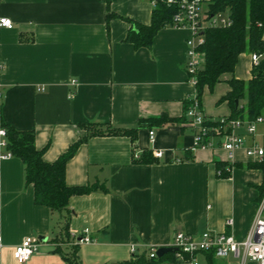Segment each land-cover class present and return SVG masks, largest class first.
<instances>
[{
  "label": "crops",
  "instance_id": "0c3cea01",
  "mask_svg": "<svg viewBox=\"0 0 264 264\" xmlns=\"http://www.w3.org/2000/svg\"><path fill=\"white\" fill-rule=\"evenodd\" d=\"M153 3L110 0L109 11L148 25ZM107 12L103 0H0V18L12 22L10 29L0 27V127L33 131L42 159L53 163L86 135L80 125L130 129L142 119L177 121L140 128L134 143L126 136L92 137L77 148L66 163V185L92 191L69 200L68 243L54 242L66 213L34 203L20 159L1 161L0 264H18L13 251L24 239L40 242L24 264H66L73 247L79 264H116L151 247H171L176 232L226 233L241 241L262 200L263 172L244 150H236L231 161L220 150H192L184 116V103L195 94L185 68L191 31L163 28L150 49L134 48L124 41L128 22L111 18L107 30ZM241 59L249 64L245 76ZM250 62L241 54L232 74H223L212 91L204 89L206 118L231 114L218 101L229 92L227 81L249 79ZM238 133L248 145L251 138ZM143 151L157 162H132ZM219 162L222 170L230 168L227 177L217 175ZM84 229L93 243L77 244ZM210 253L197 254V263L257 264Z\"/></svg>",
  "mask_w": 264,
  "mask_h": 264
},
{
  "label": "trees",
  "instance_id": "16d2710c",
  "mask_svg": "<svg viewBox=\"0 0 264 264\" xmlns=\"http://www.w3.org/2000/svg\"><path fill=\"white\" fill-rule=\"evenodd\" d=\"M107 6V30L108 21L111 18H121L128 22L129 30L124 41L131 43L134 48L150 49L156 33L163 28H173V17L177 13V7L167 5L166 0H154L150 23L142 25L134 21L124 19L109 11L110 0H103ZM207 14L222 13L228 16L231 24L228 27L206 28L199 32L203 43L197 46L203 62L197 69L195 77V100L201 107L203 91L207 88L212 91L220 82L223 74H232L241 54L252 53L261 55L256 66L249 71V79L244 82L232 78L227 81L229 92L218 103L226 102L231 110L228 119L253 120L258 116H264V0H204ZM237 102V105H236ZM191 101L184 103V113ZM165 116L159 118L142 119L135 128H115L109 124L89 123L80 125L87 132L84 137L71 145L68 150L53 163H46L42 159V150H37L34 145L33 131H19L1 126L6 130V150L12 157L18 158L24 165V181L34 190V203L46 207L51 213H66L59 232L54 239L56 243L69 242V200L74 196L89 194L90 187H69L65 182L66 163L74 156L77 148L92 137L126 136L131 142L136 140L137 132L142 127L161 126L165 123L176 122ZM211 125L212 123L210 121ZM264 148V137L261 144ZM132 162L138 164L156 163L150 151H143L137 157L132 156ZM256 167L263 172V181L259 188L261 197L264 195V156ZM221 163L217 164L221 176L227 177L228 171L221 169ZM60 251V247L55 248ZM212 253V252H211ZM210 253V254H211ZM213 254V253H212ZM71 257H66V264H79L75 247L72 248ZM172 254L166 253L160 258L151 259L148 253L134 255L127 261L116 264H160L171 260Z\"/></svg>",
  "mask_w": 264,
  "mask_h": 264
},
{
  "label": "built area",
  "instance_id": "2783aa9c",
  "mask_svg": "<svg viewBox=\"0 0 264 264\" xmlns=\"http://www.w3.org/2000/svg\"><path fill=\"white\" fill-rule=\"evenodd\" d=\"M167 5L177 7V13L173 17L175 28H188L192 33V38L186 42V74L188 80L195 86L196 71L202 65L203 58L197 51V46L203 43V38L199 32L206 28L228 27L231 20L227 15L207 14L204 7V0H166ZM154 5V3H153ZM0 27L12 28V22L7 18H0ZM252 66H256L261 55L252 53L249 55ZM189 107L185 110L184 116L188 126L193 132L192 150H211L223 151L227 154L228 160L233 159V153L242 149L245 155L253 161L261 162L264 156V148L258 144L254 138L257 127L264 123V117L258 116L253 120L247 119H228L227 117L209 119L206 118L201 110L200 104L195 100V94ZM210 121L214 123L209 124ZM244 130L247 136L251 138L248 145L245 144V138L238 133ZM149 139L154 140L153 131H149ZM6 130L0 127V162L12 157V154L6 150ZM157 158H160L162 152H155ZM138 156V155H137ZM134 156V157H137ZM228 171V169H227ZM221 176V171H217ZM264 208V195L255 212L251 225L243 240L238 241L231 234L204 232L200 236L176 232L173 236L171 248V260L160 264H198L196 256L199 253L212 252L214 256L223 258L231 255L240 260L252 261L257 264H264V220L262 211ZM226 226L232 225V220L225 222ZM89 230L84 229L77 239V244L93 243L89 237ZM40 242L34 239H24L17 245L13 251V258L18 264H24L30 257L38 251ZM3 248L2 238L0 237V255ZM158 248H149L147 253L149 258L156 259ZM132 251H134L132 249Z\"/></svg>",
  "mask_w": 264,
  "mask_h": 264
},
{
  "label": "rangeland",
  "instance_id": "374dc122",
  "mask_svg": "<svg viewBox=\"0 0 264 264\" xmlns=\"http://www.w3.org/2000/svg\"><path fill=\"white\" fill-rule=\"evenodd\" d=\"M241 67H242V74L244 75L247 71H248V69H249V64H248V62H247V60L246 59H241ZM250 64H251V62H250ZM245 76V75H244ZM243 79H245V78H243ZM246 80L247 79H245L244 80V82H246ZM264 117V116H263ZM264 132V124H262L258 129H257V132H256V134L258 135V138L256 139L257 141V143L258 144H261V142H262V137H263V135H262V133ZM106 264H108V263H106Z\"/></svg>",
  "mask_w": 264,
  "mask_h": 264
},
{
  "label": "water",
  "instance_id": "95a60500",
  "mask_svg": "<svg viewBox=\"0 0 264 264\" xmlns=\"http://www.w3.org/2000/svg\"><path fill=\"white\" fill-rule=\"evenodd\" d=\"M237 105V102H236ZM45 239H41V241H44ZM174 252V249L171 247H164V248H159L156 252V255L158 256V258L162 257L163 255H165L166 253H172Z\"/></svg>",
  "mask_w": 264,
  "mask_h": 264
}]
</instances>
